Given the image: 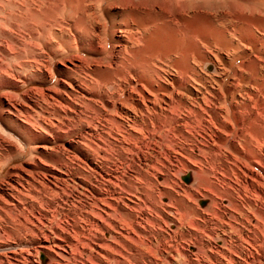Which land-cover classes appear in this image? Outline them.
Instances as JSON below:
<instances>
[{"label":"rangeland","instance_id":"rangeland-1","mask_svg":"<svg viewBox=\"0 0 264 264\" xmlns=\"http://www.w3.org/2000/svg\"><path fill=\"white\" fill-rule=\"evenodd\" d=\"M60 3L0 0V264H264V0Z\"/></svg>","mask_w":264,"mask_h":264},{"label":"bare ground","instance_id":"bare-ground-1","mask_svg":"<svg viewBox=\"0 0 264 264\" xmlns=\"http://www.w3.org/2000/svg\"><path fill=\"white\" fill-rule=\"evenodd\" d=\"M60 1V0H59ZM88 1H91V0H61V3L59 4V6L56 8L57 10V14L61 15L62 18H64V20H69L71 19L75 13H77L76 15H78V13L80 14V18L83 22H89L91 23V19L89 17V7L87 5V2ZM241 1V0H240ZM246 1V0H244ZM252 2V1H250ZM255 2V1H254ZM257 4H258V1H256ZM245 3V2H244ZM248 3V2H247ZM246 3V4H247ZM253 3V2H252ZM260 3V2H259ZM250 4V3H249ZM253 5V4H252ZM256 5V4H255ZM244 6V5H243ZM251 6V5H250ZM257 6V5H256ZM255 6V7H256ZM249 7V6H248ZM241 8V7H240ZM247 8V7H245ZM250 8V7H249ZM254 9V8H253ZM256 9V8H255ZM56 12V11H55ZM29 13V12H28ZM38 14V13H37ZM30 15L32 17H37V15L33 12L30 13ZM241 16H245L243 14H240ZM247 17V16H245ZM60 18V17H59ZM62 20V19H61ZM247 20H251V21H257L258 23L264 25V20L263 19H260L259 17H255V16H252V17H247ZM37 21V20H36ZM46 21V20H45ZM50 21V20H49ZM61 22V21H60ZM49 23V22H48ZM50 25V24H49ZM218 31V34L220 35V41L221 42H227L229 43L230 42V38H227V34L225 35V33L221 30V28H218L217 29ZM226 45V44H225ZM235 45V44H233ZM236 46V45H235ZM232 49V48H231ZM235 49V48H234ZM230 50V49H229ZM238 50V49H237ZM173 50H166L165 53H169ZM244 55V54H243Z\"/></svg>","mask_w":264,"mask_h":264},{"label":"water","instance_id":"water-1","mask_svg":"<svg viewBox=\"0 0 264 264\" xmlns=\"http://www.w3.org/2000/svg\"><path fill=\"white\" fill-rule=\"evenodd\" d=\"M208 67H209V66H208ZM208 67H207V69H209V70H211V69H212V68H208ZM185 181H189V180H188V178H185Z\"/></svg>","mask_w":264,"mask_h":264},{"label":"crops","instance_id":"crops-1","mask_svg":"<svg viewBox=\"0 0 264 264\" xmlns=\"http://www.w3.org/2000/svg\"><path fill=\"white\" fill-rule=\"evenodd\" d=\"M203 36H204V34H203ZM203 38V37H202Z\"/></svg>","mask_w":264,"mask_h":264}]
</instances>
